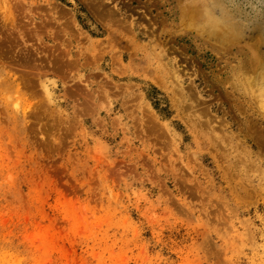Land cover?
Instances as JSON below:
<instances>
[{"label":"rangeland","instance_id":"obj_1","mask_svg":"<svg viewBox=\"0 0 264 264\" xmlns=\"http://www.w3.org/2000/svg\"><path fill=\"white\" fill-rule=\"evenodd\" d=\"M0 264H264V0H0Z\"/></svg>","mask_w":264,"mask_h":264}]
</instances>
